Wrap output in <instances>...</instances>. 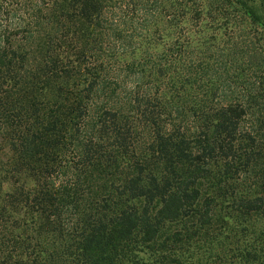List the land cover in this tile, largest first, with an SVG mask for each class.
Here are the masks:
<instances>
[{"label":"trees","instance_id":"obj_1","mask_svg":"<svg viewBox=\"0 0 264 264\" xmlns=\"http://www.w3.org/2000/svg\"><path fill=\"white\" fill-rule=\"evenodd\" d=\"M0 264H264V0H0Z\"/></svg>","mask_w":264,"mask_h":264}]
</instances>
